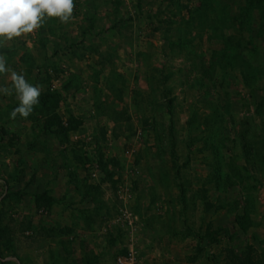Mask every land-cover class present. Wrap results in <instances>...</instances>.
Instances as JSON below:
<instances>
[{
  "label": "rangeland",
  "instance_id": "rangeland-1",
  "mask_svg": "<svg viewBox=\"0 0 264 264\" xmlns=\"http://www.w3.org/2000/svg\"><path fill=\"white\" fill-rule=\"evenodd\" d=\"M74 3L0 47V264H264V0Z\"/></svg>",
  "mask_w": 264,
  "mask_h": 264
},
{
  "label": "clouds",
  "instance_id": "clouds-1",
  "mask_svg": "<svg viewBox=\"0 0 264 264\" xmlns=\"http://www.w3.org/2000/svg\"><path fill=\"white\" fill-rule=\"evenodd\" d=\"M74 9V0H0V47L33 33L48 19L68 23ZM0 74H7L11 82V87H0V94L10 96L15 93L18 101L10 118L16 119L17 115L27 118L40 102V86L28 83L24 75L8 67L3 54H0Z\"/></svg>",
  "mask_w": 264,
  "mask_h": 264
},
{
  "label": "built area",
  "instance_id": "built-area-1",
  "mask_svg": "<svg viewBox=\"0 0 264 264\" xmlns=\"http://www.w3.org/2000/svg\"><path fill=\"white\" fill-rule=\"evenodd\" d=\"M122 216L126 217L128 224L132 223L131 219L126 215V213H123ZM134 261H136V259L132 252H129V254H127V256L124 258L120 257L117 259L118 264H133Z\"/></svg>",
  "mask_w": 264,
  "mask_h": 264
}]
</instances>
